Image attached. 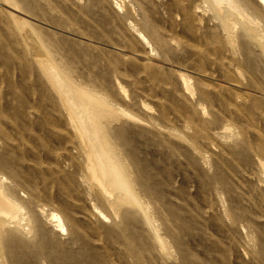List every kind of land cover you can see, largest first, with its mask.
Instances as JSON below:
<instances>
[{
  "label": "rangeland",
  "instance_id": "rangeland-1",
  "mask_svg": "<svg viewBox=\"0 0 264 264\" xmlns=\"http://www.w3.org/2000/svg\"><path fill=\"white\" fill-rule=\"evenodd\" d=\"M232 1L255 24L213 0H0V264H264V12Z\"/></svg>",
  "mask_w": 264,
  "mask_h": 264
},
{
  "label": "bare ground",
  "instance_id": "bare-ground-1",
  "mask_svg": "<svg viewBox=\"0 0 264 264\" xmlns=\"http://www.w3.org/2000/svg\"><path fill=\"white\" fill-rule=\"evenodd\" d=\"M215 3L217 4H228L230 5L231 7L235 8V10L237 11V13H239L238 15L241 17V18H246V22H251L253 24L254 23V20H252V18L249 16V14L245 13V12H242V9L240 10V7H238L232 0H213ZM258 2L262 5L263 7V12H264V0H258ZM12 9V8H10ZM12 12V11H11ZM14 14V13H13ZM258 25V24H257ZM248 31V29H247ZM253 31V29H252ZM31 34V33H30ZM253 34H256L255 32H253ZM251 34V35H253ZM24 38L25 37H29V33L28 31H24V34H23ZM264 36V35H263ZM30 38V37H29ZM25 40H27L25 38ZM30 40V39H29ZM27 40V45H29L30 48H32L31 50L34 51L36 50L34 45L32 43H30V41ZM39 45V44H38ZM36 45V46H38ZM40 46V45H39ZM38 46V47H39ZM37 47V48H38ZM83 99L85 101V105H86V111L89 112V120L90 122H96L97 120V110H100L103 106H101L92 96L90 95H83ZM92 120V121H91ZM94 125V124H92ZM93 127V126H92ZM95 127H93L94 129ZM98 128V127H97ZM93 133L96 134V137L99 138V145H100V148L103 150V149H106L105 148V144H106V141H105V137L103 135V133L99 130H94ZM104 154L107 156V158L109 159V161L111 163H113V158L111 159L110 155L106 152H104ZM115 166V165H114ZM106 173H104L105 175ZM109 175V173H108ZM108 187L110 188V190L113 192V193H117L121 198H125V197H131L130 195V188L128 186V184L124 181V175L122 173V171L119 169V168H114L111 172V175H110V178H109V181H108ZM127 197V198H128ZM8 208H11L12 207L10 206L9 202L7 199H5L3 196H2V193L0 192V216L2 215V217H6V210ZM52 219H56L57 222H58V226H59V229H63V227L60 225V220L58 217L52 215Z\"/></svg>",
  "mask_w": 264,
  "mask_h": 264
}]
</instances>
